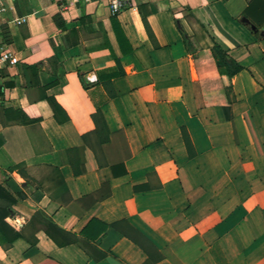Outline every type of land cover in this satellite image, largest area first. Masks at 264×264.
<instances>
[{"label": "crops", "instance_id": "0c3cea01", "mask_svg": "<svg viewBox=\"0 0 264 264\" xmlns=\"http://www.w3.org/2000/svg\"><path fill=\"white\" fill-rule=\"evenodd\" d=\"M109 3L15 0L1 18L25 22L0 28V51L20 60L0 71V186L26 198L0 264H264V0H133L116 16L133 49L121 69L104 38ZM57 14L85 21L62 31ZM213 39L242 67L222 90L229 117L198 75ZM122 71L112 98L100 77ZM95 219L122 234L110 250L104 227L101 245L81 235ZM50 221L79 243L58 246Z\"/></svg>", "mask_w": 264, "mask_h": 264}, {"label": "trees", "instance_id": "16d2710c", "mask_svg": "<svg viewBox=\"0 0 264 264\" xmlns=\"http://www.w3.org/2000/svg\"><path fill=\"white\" fill-rule=\"evenodd\" d=\"M188 20L195 19L192 13L187 17ZM56 26L62 31L74 30L78 23L83 24L85 18H81L77 23H67L61 14H57L53 18ZM144 25L147 31V34L150 39L154 40V35L148 22L144 20ZM184 37L186 46L190 51L193 49L191 38L186 34L185 31H181ZM104 38L106 40L107 46L110 50V53L116 62L117 66L121 69V59L132 53V47L128 42L121 25L116 16L112 17L105 28ZM210 59L215 61V65L210 64V59L204 61L205 67H198L199 79L206 89V103L207 105H218L223 108L226 113V116L229 117L231 107L230 103L227 101L226 96L222 94V90L227 89L231 85V79L236 74H238L242 67H240L232 58L229 57L227 52L223 47L214 40V46L210 52ZM198 58H196L197 60ZM53 59H50L52 61ZM25 71H29L32 68L25 65ZM123 74L119 72L117 74H112L108 76L100 77V80L104 82V87L106 88L110 97H115V91L112 86V79L116 76ZM98 115L101 116V112L98 111ZM96 123H99L97 120V115L94 116ZM75 152L77 155H82L83 149H77L69 151L68 153ZM74 173L76 175L82 174L81 171H78L75 167ZM6 185L9 187L0 186V243L1 244H12L17 239L20 238V233L8 223L13 210V206L16 205L19 201L26 198L25 194L22 192L20 187L15 185L13 182L8 180ZM100 226L104 227L110 234L111 244L107 247V250H110L112 246L122 237L120 233H113L112 226H106L98 220H92L86 226V228L81 232V235L87 239L95 240L101 245L100 242V233L97 236H93V231L99 229ZM134 234L130 235L129 238L138 245L151 259V250H153L152 245L138 232L132 231ZM46 233L58 244V246L63 247L71 244H78L79 239L77 235L70 233L64 229H61L53 222H48V228ZM162 260V257H159L156 260H150L147 264L151 262H159Z\"/></svg>", "mask_w": 264, "mask_h": 264}, {"label": "built area", "instance_id": "2783aa9c", "mask_svg": "<svg viewBox=\"0 0 264 264\" xmlns=\"http://www.w3.org/2000/svg\"><path fill=\"white\" fill-rule=\"evenodd\" d=\"M15 0H0V28H3L5 24H13L19 26L25 22V18H17L11 22L2 21L1 18L4 17L10 10H12V3ZM86 3H94L100 0H84ZM133 7V0H110L109 8L112 16H118L124 11ZM20 63V60L13 51L9 48L2 49L0 51V71L2 68L8 66H16Z\"/></svg>", "mask_w": 264, "mask_h": 264}, {"label": "rangeland", "instance_id": "374dc122", "mask_svg": "<svg viewBox=\"0 0 264 264\" xmlns=\"http://www.w3.org/2000/svg\"><path fill=\"white\" fill-rule=\"evenodd\" d=\"M194 33L196 35V43H197V45L200 46L201 43H202L203 46H207L208 45V42L206 41V39L210 38V35L208 34V32H205L202 28L198 27V30H194Z\"/></svg>", "mask_w": 264, "mask_h": 264}, {"label": "water", "instance_id": "95a60500", "mask_svg": "<svg viewBox=\"0 0 264 264\" xmlns=\"http://www.w3.org/2000/svg\"><path fill=\"white\" fill-rule=\"evenodd\" d=\"M178 26H179V28H181V26H180V23L178 22Z\"/></svg>", "mask_w": 264, "mask_h": 264}]
</instances>
